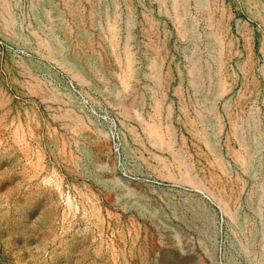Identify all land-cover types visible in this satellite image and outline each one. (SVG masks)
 Instances as JSON below:
<instances>
[{"label": "rangeland", "instance_id": "rangeland-1", "mask_svg": "<svg viewBox=\"0 0 264 264\" xmlns=\"http://www.w3.org/2000/svg\"><path fill=\"white\" fill-rule=\"evenodd\" d=\"M0 264H264V0H0Z\"/></svg>", "mask_w": 264, "mask_h": 264}]
</instances>
